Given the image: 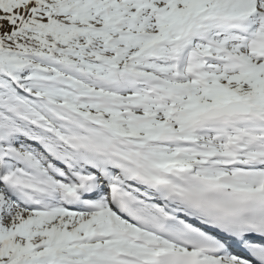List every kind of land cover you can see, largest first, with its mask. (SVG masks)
<instances>
[{
    "label": "snow or ice",
    "instance_id": "6c2138e0",
    "mask_svg": "<svg viewBox=\"0 0 264 264\" xmlns=\"http://www.w3.org/2000/svg\"><path fill=\"white\" fill-rule=\"evenodd\" d=\"M0 264H264V0H0Z\"/></svg>",
    "mask_w": 264,
    "mask_h": 264
}]
</instances>
